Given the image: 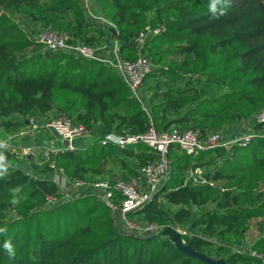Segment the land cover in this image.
<instances>
[{
    "label": "trees",
    "instance_id": "16d2710c",
    "mask_svg": "<svg viewBox=\"0 0 264 264\" xmlns=\"http://www.w3.org/2000/svg\"><path fill=\"white\" fill-rule=\"evenodd\" d=\"M91 2L114 25L122 58L135 57L133 38L146 24H164L165 30L145 46L148 57L159 65L142 81L145 108L100 59L43 49L8 12L66 31L87 45L101 43L105 29L86 19L78 0H0L2 130H16L28 116L53 111L89 129L97 125L104 135H136L150 124L157 130L174 125L205 134L248 120L264 107V0H232L217 20L210 19L209 0ZM29 47L32 52L27 54ZM196 77L198 84L193 82ZM147 78L152 81L144 86ZM12 114L22 120L9 119ZM254 127L248 144H232L229 151L212 147L191 155L170 146L167 180L127 217L172 228L189 219L196 206L199 212L191 227L198 232L180 234L185 245L225 264H260L264 191L257 186L264 183V124ZM206 155L221 159L205 175L209 182L185 184L187 169L202 167L199 160ZM0 158L10 154L0 153ZM135 158L137 164L132 165ZM153 158L141 142L121 148L108 139L58 152L53 161L70 180H96L105 175L109 160L120 165L127 179ZM30 165L37 176L0 164V228L6 229L0 233V264H208L157 233L119 231L96 196L62 199L56 183L45 175L51 168L46 164L37 170L31 161ZM48 196L53 204H46ZM254 230L250 249H233ZM5 241L11 242L14 256L4 249Z\"/></svg>",
    "mask_w": 264,
    "mask_h": 264
},
{
    "label": "built area",
    "instance_id": "2783aa9c",
    "mask_svg": "<svg viewBox=\"0 0 264 264\" xmlns=\"http://www.w3.org/2000/svg\"><path fill=\"white\" fill-rule=\"evenodd\" d=\"M78 1L82 6L86 19L105 29V39L101 43L87 45L74 40L66 31H57L50 27L42 28L36 41L42 43L43 49L61 50L85 58L100 59L118 75L131 95L138 100L142 108H145L141 92L142 81L147 73L159 66L148 57L145 46L150 39L165 30L164 24H146L133 38L135 57L133 59L122 58L118 52L114 25L95 10L91 0ZM27 120L26 125L29 132L38 129L47 130L53 138L51 144H46L43 147L42 156L46 160L47 166L51 168L52 179L56 183L55 176L58 175V172L62 174V171L55 166L53 156L58 152L75 149L77 147L76 141L88 135L87 128L81 123L59 114L45 118L42 121H37L32 116H28ZM248 121H251L253 125L264 124V107L255 112ZM254 132H244L238 136L226 138L222 130L203 134L192 127L181 130L172 125L166 130H157L150 124L144 132L136 135L106 134L101 138L100 143H104L109 139L123 148L128 143L141 142L151 149L154 158L140 166L136 176L127 179L119 176L111 179H96L90 182L72 179V182L76 186L87 187V191L79 195L93 194L110 211L113 220L121 219L125 227L136 230L137 224L129 219L127 214L148 202L167 180L170 174V161L168 158L170 146H177L191 155L212 147H222L229 151L232 144H248ZM54 142H57V144ZM59 144L62 145L59 146ZM25 154L28 158L30 157L29 153L26 152ZM207 182L209 181L203 175L202 167L192 166L187 169L184 177L185 184L196 185ZM53 203L52 197L48 196L46 204ZM146 232L145 230L142 231V233ZM258 258L260 264H264V256L258 254Z\"/></svg>",
    "mask_w": 264,
    "mask_h": 264
},
{
    "label": "rangeland",
    "instance_id": "374dc122",
    "mask_svg": "<svg viewBox=\"0 0 264 264\" xmlns=\"http://www.w3.org/2000/svg\"><path fill=\"white\" fill-rule=\"evenodd\" d=\"M93 5V4H92ZM94 7V6H93ZM95 8V7H94ZM96 10V8H95ZM19 23L22 24L24 29L26 30L28 36L36 40L40 31L44 26L39 25L37 22L32 21L27 16L21 13H16L12 11H8ZM27 54L31 53V47H29L27 50ZM198 77H196L195 80H193L194 83L198 84ZM152 81V78H147L144 82V86L149 84ZM143 87V86H142ZM57 114L53 111L50 112L48 117H54ZM34 119L37 121H42L43 117H40L39 115H32ZM47 117V118H48ZM9 119L11 120H22V117L17 114H12L9 116ZM27 120V119H26ZM88 135L86 137H81L76 141L77 146H85L95 140H101L103 138L104 134H101L99 131V128L97 125H93L92 129L87 128ZM226 136V138L238 136L244 132H253L255 131V127L252 124L251 121L243 120L240 122H236L231 124V126L227 127L226 129L222 130ZM31 132H29V128L27 127L26 123H22L16 130H10V131H4L0 128V153L8 152L10 154V158L8 159H1L0 158V164H9L14 167H19L23 171L31 169L32 166L30 165V161L37 167V170L42 169L44 166H46V160L42 156V149L43 146L41 144L36 145L34 142H31ZM62 145V144H61ZM59 144V146H61ZM30 154V158L27 159V156L25 153ZM133 163L132 165L137 164V160L132 159ZM199 161L200 165L203 169V175L205 176L209 172H211L216 166L220 165L221 159L212 156V155H206L205 157L201 158ZM123 170L121 169L120 165L117 164L115 161H108L106 164V173L104 176L98 179H111L116 178L119 176H122ZM34 175V173H32ZM52 172L45 173V175H48L52 178ZM56 184L58 189L63 193V198H70L75 195H79L87 191L86 186H76L72 182V180L66 178L64 175L58 172V175L55 176ZM86 182H90L93 180H85ZM257 189L264 191V183H258ZM168 207V204L164 205ZM209 206H201L200 209H205ZM176 206H169V210L176 209ZM199 208L196 206H192V216L187 219L184 223L178 224L172 228L168 227H158L156 225L149 224L141 219H133V221L137 224V229H129L125 227L123 224V221L121 219H115L114 225L118 228L119 231H123L126 233H131L135 235H142L143 230L149 231L151 233H156L161 231L163 228L170 229L174 234L178 236L180 241L182 242L183 246H185L184 241L179 237L180 234L183 233H196L198 232L196 228L191 227V221L193 218L198 214ZM7 215H10L9 213ZM247 237L244 241L241 243H237L233 245L234 250H248L250 249V244L255 238V230L252 232H247ZM214 240L220 242L215 237H212ZM213 260L218 261L221 260L217 257H211Z\"/></svg>",
    "mask_w": 264,
    "mask_h": 264
},
{
    "label": "clouds",
    "instance_id": "9594fccd",
    "mask_svg": "<svg viewBox=\"0 0 264 264\" xmlns=\"http://www.w3.org/2000/svg\"><path fill=\"white\" fill-rule=\"evenodd\" d=\"M232 0H209L208 11L210 13L211 20H217L221 16H224L228 9L231 7ZM15 203V201H13ZM6 229L0 228V233L5 232ZM4 249L10 256H14L15 252L10 241H5Z\"/></svg>",
    "mask_w": 264,
    "mask_h": 264
},
{
    "label": "water",
    "instance_id": "95a60500",
    "mask_svg": "<svg viewBox=\"0 0 264 264\" xmlns=\"http://www.w3.org/2000/svg\"><path fill=\"white\" fill-rule=\"evenodd\" d=\"M112 31H114V30H112ZM27 122H28V120H25V123H27ZM148 233L149 232H146V234H148ZM157 234L170 239L176 247H178L179 249H181L185 253H187V254H189V255H191L193 257H197L200 260L205 261L208 264H225L224 260H222V259L218 260V261H215L210 256H208L207 254L196 253L189 246H187V245L183 246V244L180 241V239L178 238V236L176 234H174L168 228H163L161 231L157 232Z\"/></svg>",
    "mask_w": 264,
    "mask_h": 264
},
{
    "label": "crops",
    "instance_id": "0c3cea01",
    "mask_svg": "<svg viewBox=\"0 0 264 264\" xmlns=\"http://www.w3.org/2000/svg\"><path fill=\"white\" fill-rule=\"evenodd\" d=\"M50 112L44 113V114H38L40 117L47 118L49 116ZM231 126V124L224 126L220 130L226 129L227 127ZM31 142H34L36 145L41 144V146H45L46 144H51V140L53 139L51 134L47 130L38 129L31 132ZM57 144V142H54ZM28 159V157H27ZM28 174L33 175L34 171L29 168V170L25 171ZM35 176H37V173H34ZM42 176V175H39Z\"/></svg>",
    "mask_w": 264,
    "mask_h": 264
}]
</instances>
